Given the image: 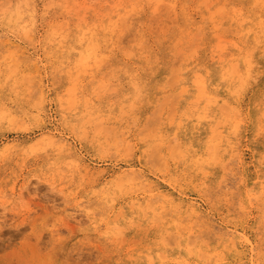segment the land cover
Masks as SVG:
<instances>
[{
    "label": "rangeland",
    "instance_id": "obj_1",
    "mask_svg": "<svg viewBox=\"0 0 264 264\" xmlns=\"http://www.w3.org/2000/svg\"><path fill=\"white\" fill-rule=\"evenodd\" d=\"M0 11V113L13 116L0 123V264H264V0H0ZM83 29L105 60L86 71ZM249 56V82L231 83ZM200 77L220 97L206 109L215 123L242 121L222 128L228 150L203 171L180 157L213 135L196 119ZM131 170L140 180L121 181Z\"/></svg>",
    "mask_w": 264,
    "mask_h": 264
},
{
    "label": "bare ground",
    "instance_id": "obj_2",
    "mask_svg": "<svg viewBox=\"0 0 264 264\" xmlns=\"http://www.w3.org/2000/svg\"><path fill=\"white\" fill-rule=\"evenodd\" d=\"M158 0H156V2H157ZM159 2H160V0H159ZM162 2V1H161ZM159 4H161V3H159ZM158 4V5H159ZM213 4V3H212ZM157 5V6H158ZM171 5V4H170ZM174 6V5H173ZM224 7V6H223ZM222 7V8H223ZM17 9H18V6L16 7ZM155 8H156V6H155ZM16 9V11H18ZM206 9V8H205ZM224 11H225V7H224V9H223ZM151 11H153V10H151ZM222 11V10H221ZM221 11H220V13H221ZM227 11V10H226ZM234 11V10H233ZM242 11V10H241ZM241 11L240 12H238L239 14H241ZM263 11V10H262ZM7 12V11H6ZM0 13H1V11H0ZM22 13V12H21ZM215 13V12H214ZM130 14H132V13H130ZM225 14H227V13H225ZM11 15V18L8 20V22L11 24V25H16L18 22H20V21H23V20H21V17H20V13H18V12H14V14H10ZM13 15V16H12ZM214 16H216V14L214 15ZM222 16V15H221ZM220 16V17H221ZM237 16V15H236ZM14 17V18H13ZM123 17H125V16H123ZM128 17H129V15H128ZM120 18V17H119ZM243 18V17H242ZM23 19V18H22ZM124 19V18H123ZM122 18H121V20H123ZM125 19H128V18H125ZM217 19V18H216ZM234 19H236V18H234ZM244 19V18H243ZM117 20V19H116ZM214 21V20H213ZM236 21H237V19H236ZM248 21V20H247ZM121 22V21H120ZM216 22V21H215ZM223 22V21H222ZM239 22V21H238ZM240 22H243V21H240ZM239 22V23H240ZM219 23H221V22H219ZM244 23V22H243ZM246 23V22H245ZM112 29H111V32L112 33H116L119 29H120V27H119V22L118 21H116V22H113L112 24ZM215 25V24H214ZM241 25V24H240ZM130 26V25H129ZM219 26V25H218ZM221 26V25H220ZM16 27V26H15ZM122 27H124L123 25H122ZM122 27H121V29H122ZM200 27V26H199ZM223 28V27H222ZM22 29V28H21ZM27 29V28H26ZM124 29V28H123ZM216 28L214 27V30H215ZM84 30V29H83ZM217 30V29H216ZM12 31V30H11ZM25 31H27V30H25ZM85 31V30H84ZM247 31V30H246ZM252 31H254L253 29H252ZM249 32L251 33V31L249 30ZM248 32V33H249ZM247 33V34H248ZM196 34V33H195ZM243 34V33H242ZM62 35V34H61ZM76 35V34H75ZM78 35H79V33H78ZM215 36V35H214ZM58 37V36H57ZM70 37V36H69ZM80 37V39L78 40V41H80L81 42V46H84V45H87V47H86V49H85V51H82V52H80V59H78L79 61H78V64H79V66H81V69H82V71L83 70H85L86 71V69H92V68H95V67H99V63L101 62H104L105 60H104V56H101V55H99L100 53H99V49L101 48V45L99 44L100 42H99V40H97L96 39V35H95V32L93 33V32H87V30L85 31V32H83L82 33V35L81 36H79ZM63 38V37H62ZM64 39H66V38H64ZM75 39V38H74ZM222 40H223V38H222ZM221 40V41H222ZM107 41V40H106ZM219 41H220V39H219ZM225 41V40H224ZM60 42V41H59ZM79 42V43H80ZM62 43V42H61ZM61 43H60V45H61ZM64 44V43H63ZM221 44H224V43H221ZM226 45V44H225ZM71 46V45H70ZM100 46V47H99ZM217 46H220L219 44H217ZM223 46V45H222ZM223 47H226L227 48V45L226 46H223ZM221 48V47H220ZM226 48H224V50L226 51ZM223 49V48H222ZM220 50V49H219ZM70 51V50H69ZM221 52H224L223 50L221 51ZM70 53V52H69ZM251 54H252V52H251ZM106 56V55H105ZM129 57H130V55H129ZM233 58V57H232ZM213 59V58H212ZM220 59V58H219ZM238 59H240V58H238ZM104 60V61H103ZM235 60H236V58H235ZM14 61V60H13ZM244 63L245 64H247V71H246V73L245 74H243L242 75V73L241 74H239L240 72H237V70L239 69V65L240 64H238L237 62H236V65H234V66H232V68L231 69H228L227 71H226V78L231 82V83H235L236 81L238 82V80H240V81H242L241 82V84L243 83V81H244V83L246 82V83H248L249 82V78L253 75V59L249 56V57H245V60H244ZM76 64H77V62H76ZM93 64V65H92ZM103 64V63H102ZM232 64V63H231ZM75 66V65H74ZM95 66V67H94ZM237 67H238V69H237ZM77 70V69H76ZM80 73H81V70H80ZM181 73V72H180ZM7 75V74H6ZM204 76V75H203ZM225 76V75H224ZM196 77V76H195ZM197 77H199V76H197ZM202 77V76H201ZM201 77H200V79H201ZM242 77H244L245 79L244 80H242ZM202 78H204V77H202ZM199 80V79H198ZM197 81V80H196ZM233 81V82H232ZM194 82V81H193ZM132 83V82H131ZM195 83H197V82H195ZM194 83V84H195ZM243 83V84H244ZM242 84V85H243ZM241 85V87H238L237 89H239V88H241L242 89V86ZM197 87V86H196ZM197 89H198V91L200 92H198L197 94H199V95H197L198 97L196 98V99H194V100H196V101H194V103L195 102H197V103H201L202 101H204L205 100V107H204V109H203V111L202 112H199V114L198 115H196V119H197V121H199V122H203V121H210V123L212 122V123H215V121H216V119H212L211 117H210V115H209V113L206 111V109L208 108V106H218L220 103H221V101L219 100V98H215V97H212L211 96V94L209 93V91H208V87H207V82H206V79L204 80V79H201L199 82H198V87H197ZM237 89L234 91V92H236L237 91ZM188 92V89L187 90H185L184 92ZM180 92V91H179ZM181 93H183V92H181ZM72 94H74V93H72ZM76 94V93H75ZM179 97V96H178ZM218 97V96H217ZM72 98V97H71ZM180 98V97H179ZM178 98V99H179ZM206 101H207V103H206ZM235 101V100H234ZM192 101H190V103H191ZM224 102L225 101H223V104H224ZM76 103V102H75ZM193 103V102H192ZM228 103V102H227ZM226 104V103H225ZM197 105H199V104H197ZM73 106V105H72ZM220 107H222V106H220ZM226 107H227V104H226ZM226 107H224V108H226ZM228 107H229V109H228ZM227 108H226V110L228 111L229 110V112H230V110L232 109V107L231 106H228ZM231 107V108H230ZM212 108V107H211ZM223 108V107H222ZM224 108H223V110H224ZM134 109V108H133ZM132 109V110H133ZM196 109H198V108H196ZM211 110V109H210ZM221 110V109H220ZM233 110V109H232ZM231 110V111H232ZM189 111V110H188ZM192 111V110H191ZM196 111V110H195ZM225 111V110H224ZM193 112V111H192ZM191 112V113H192ZM211 112H212V110H211ZM226 112V111H225ZM224 112V113H225ZM235 112V111H234ZM237 113H238V111H236ZM195 113V112H194ZM221 113H223V111L221 110ZM213 114V113H212ZM226 114V113H225ZM234 114V113H233ZM239 114V113H238ZM223 115V114H222ZM227 115H228V112H227ZM230 115H232V114H229L228 116H230ZM234 115H236V114H234ZM10 116H12V115H10ZM9 116V113H7V112H5V111H3L2 113H0V123L1 122H4V121H8V120H10V117ZM227 116V117H228ZM13 117V116H12ZM186 117L188 118V115H186ZM192 118V117H191ZM104 119V118H103ZM188 119H190V117L188 118ZM262 120V119H261ZM189 121V120H188ZM227 122H231L232 123V128L234 129V133L236 134V132L239 130V128H240V124H241V122L242 121H238V119H237V116L236 117H228V118H226V117H222L221 118V120L219 121V122H216L215 123V125L212 127V129H211V131L213 132V135H211L210 137H209V139H208V141H207V143H206V146H207V148H206V150H205V152H204V154H198L195 150H193V147H188L185 151L183 150L182 152H180V157H187V158H192V161H191V165L193 166V167H195L198 171L199 170H201V171H203L204 169L203 168H206L207 166H210L211 164H213V163H216V162H218L219 161V159L221 160L222 159V157L224 156V153L226 152V150H228V147H227V145H228V143H227V140H226V138H224L225 136L223 135V127H225L226 126V123ZM178 124V123H177ZM259 128H260V126H259ZM262 131H263V129L261 128V134H262ZM176 135V134H175ZM174 135V136H175ZM46 138H48V137H46ZM48 140L51 142V144H52V142L55 144V142H59V144H61V143H64L63 142V140H57L55 137H49L48 138ZM47 140V141H48ZM158 144H161V143H158ZM163 145V144H162ZM171 145V144H170ZM53 146V145H52ZM167 146H169V145H167ZM66 147V146H65ZM186 148V147H185ZM62 150V149H61ZM168 150V149H167ZM233 150V149H232ZM181 151V150H180ZM159 152V151H158ZM173 152H174V150H173ZM177 153V152H176ZM175 154V153H174ZM174 154L172 153V155L174 156ZM179 155V154H178ZM55 156V155H54ZM57 156V155H56ZM173 158V157H172ZM179 158V157H178ZM164 159H166V161L168 162L169 161V158L168 157H165ZM174 159V158H173ZM181 159V158H180ZM55 160H56V158H55ZM188 161V160H187ZM232 161V160H231ZM178 162V161H177ZM233 162V161H232ZM227 163V162H226ZM235 163V162H234ZM233 164V163H232ZM226 165V164H225ZM227 169V168H226ZM228 170V169H227ZM128 171V170H127ZM106 175V174H105ZM139 175V174H138ZM116 176H117V174H116ZM134 177V176H137V174H136V170H131V171H129V173H127V172H123V174H121V181H125V179H127V180H130V179H135L136 177H134V178H130V177ZM105 177V176H104ZM115 177V176H114ZM138 177V179H139V177L140 176H137ZM105 178H107V177H105ZM128 178H130V179H128ZM114 179V178H113ZM114 180H116V179H114ZM140 180V179H139ZM110 181V180H109ZM118 181V180H117ZM112 182H113V180H112ZM106 185H108V184H106ZM109 186V185H108ZM115 186H118V183H117V185L115 184ZM222 187V186H221ZM222 189V188H221ZM261 194V193H260ZM255 198V197H254ZM250 200V199H249ZM263 204V203H262ZM144 208V207H143ZM163 209V208H162ZM242 209H244V208H242ZM161 212V211H160ZM145 214V213H144ZM157 214V213H156ZM155 217V216H154ZM163 217V216H162ZM156 219V218H155ZM158 219V218H157ZM164 219V218H163ZM201 220V219H200ZM158 221V220H157ZM161 221V220H160ZM195 224V223H194ZM116 225V224H115ZM180 225V224H179ZM183 225V224H182ZM109 226V225H108ZM177 226V225H176ZM181 227H183V226H181ZM120 228V227H119ZM179 228H180V226H179ZM112 229V228H111ZM186 229H187V231H188V228L186 227ZM185 228H183V229H181V230H186ZM116 230V229H115ZM181 230L177 233V235L179 236V238H180V236H182L183 235V232L184 231H182L181 232ZM119 231V233L118 234H120V233H122L123 231H122V229L120 228V230H118ZM191 232H192V230H191ZM190 232V233H191ZM193 233V232H192ZM228 234V238H230L229 236H232L233 235V237L236 235H234V234H231V235H229V232H227ZM233 233V232H232ZM118 234H114V235H116V237H120V236H122V235H120V236H117ZM240 234V233H239ZM191 235V234H190ZM175 236H176V234H175ZM177 236V237H178ZM239 236V235H238ZM239 238V237H238ZM241 238V237H240ZM242 238H243V235H242ZM173 239V238H172ZM189 239V238H188ZM232 239V238H231ZM230 239V240H231ZM242 240V239H241ZM244 240V239H243ZM245 240H246V238H245ZM169 241V240H168ZM176 241V240H175ZM227 241H228V239H227ZM233 242H235V240H232ZM165 242V241H164ZM195 242H196V240H195ZM233 242H231L232 243V246H233V244H235V243H233ZM249 242V241H248ZM237 243V242H236ZM168 244V243H167ZM193 244H194V242H193ZM187 245V244H186ZM190 245V244H189ZM190 247V246H189ZM233 247H235V246H233ZM225 249V248H224ZM252 249V248H251ZM189 251V250H188ZM150 252V251H149ZM202 253V252H201ZM153 254V253H152ZM164 254V253H163ZM200 254V253H199ZM205 254V253H204ZM223 255V254H222ZM160 256V255H159ZM166 255H164L163 256V258L165 257ZM201 256V255H200ZM199 256V257H200ZM205 256V255H204ZM209 256V255H208ZM153 257V256H152ZM152 257H148L149 258V261H151V263H153V259H152ZM160 258H161V256H160ZM162 258V259H163ZM200 259V258H199ZM202 259V258H201Z\"/></svg>",
    "mask_w": 264,
    "mask_h": 264
}]
</instances>
